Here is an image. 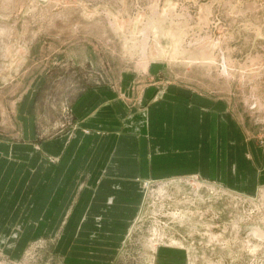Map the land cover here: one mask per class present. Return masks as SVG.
<instances>
[{
    "label": "rangeland",
    "instance_id": "1",
    "mask_svg": "<svg viewBox=\"0 0 264 264\" xmlns=\"http://www.w3.org/2000/svg\"><path fill=\"white\" fill-rule=\"evenodd\" d=\"M125 73L162 119L174 96L221 113L214 148L186 133L180 171L135 177L112 222L81 218L91 192L44 205L29 152L76 129L79 92ZM0 152L20 163L0 264H264V0H0Z\"/></svg>",
    "mask_w": 264,
    "mask_h": 264
},
{
    "label": "crops",
    "instance_id": "2",
    "mask_svg": "<svg viewBox=\"0 0 264 264\" xmlns=\"http://www.w3.org/2000/svg\"><path fill=\"white\" fill-rule=\"evenodd\" d=\"M126 74L120 76L124 82L119 87L110 81L79 92L75 111L83 114L76 129L46 134L39 140L42 152H29L28 158L31 159H39V155H42L39 166L44 176V205L51 207V202L59 198V206L67 208L74 194L77 199L91 192L86 196L88 205L81 218L84 222L89 218L97 223L112 222L111 216L117 211L124 213V207L132 205V192L138 191L135 177L180 171L174 162L182 158L178 153L182 151V140L186 133L195 144L194 148H197V142L201 151L214 148L211 143L217 129L213 122L222 116L221 113L218 112L219 117L215 114L212 116L210 109L201 106L194 111L197 104H191L185 97L174 96L169 97L174 98L173 108L170 106L171 109L165 111L162 119L158 111L163 104H157L156 98L155 102L142 107L147 83L145 88L141 86L138 95L131 94L132 76ZM199 109L209 114H199ZM202 119L204 126H200L199 132L197 127L202 124ZM197 136L200 137L199 141ZM206 137L209 142L204 143ZM166 142L169 144L166 145ZM13 158L10 156L8 160L0 152V196L12 178H3L5 173L12 170L11 174H18L20 163ZM11 190L13 192V188ZM107 229L110 230V226Z\"/></svg>",
    "mask_w": 264,
    "mask_h": 264
},
{
    "label": "bare ground",
    "instance_id": "3",
    "mask_svg": "<svg viewBox=\"0 0 264 264\" xmlns=\"http://www.w3.org/2000/svg\"><path fill=\"white\" fill-rule=\"evenodd\" d=\"M148 33H149V31H148ZM143 47H142V53H143V56L145 55V48L144 47H147V45H146V42H144V40H143ZM147 55V54H146ZM149 58V57H148ZM147 59V58H146ZM150 59V58H149ZM145 60V59H144ZM147 61H149V60H147ZM145 64H146V60H145Z\"/></svg>",
    "mask_w": 264,
    "mask_h": 264
}]
</instances>
